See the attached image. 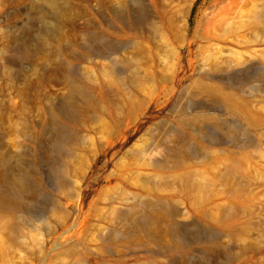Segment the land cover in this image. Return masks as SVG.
<instances>
[{
    "label": "rangeland",
    "instance_id": "rangeland-1",
    "mask_svg": "<svg viewBox=\"0 0 264 264\" xmlns=\"http://www.w3.org/2000/svg\"><path fill=\"white\" fill-rule=\"evenodd\" d=\"M0 264H264V0H0Z\"/></svg>",
    "mask_w": 264,
    "mask_h": 264
},
{
    "label": "bare ground",
    "instance_id": "bare-ground-1",
    "mask_svg": "<svg viewBox=\"0 0 264 264\" xmlns=\"http://www.w3.org/2000/svg\"><path fill=\"white\" fill-rule=\"evenodd\" d=\"M82 91V90H81ZM188 178V177H187ZM211 181V180H210ZM206 188H208V184H201V187H200V189H201V192H204V193H202L201 195H200V197L202 198V200L205 198V196H206V194H205V189ZM208 196H209V194H208ZM166 207V206H165ZM169 212V213H168ZM167 213L165 212V213H163V214H161L160 212L158 213L157 211H150V212H146V213H144L143 215H141V216H138V217H141V219H140V221L139 222H143V224H144V226H147V224L149 223V220H150V218L151 217H153V216H157L158 218H165V217H169L170 215H171V213H172V211H168ZM173 213H174V211H173ZM228 217V216H227ZM162 220H164V219H162ZM132 222L133 223H136L137 222V218L135 219V218H132ZM222 223H224V224H226V220H224ZM228 224V223H227ZM226 224V225H227Z\"/></svg>",
    "mask_w": 264,
    "mask_h": 264
}]
</instances>
